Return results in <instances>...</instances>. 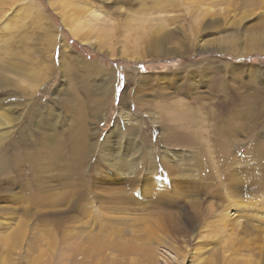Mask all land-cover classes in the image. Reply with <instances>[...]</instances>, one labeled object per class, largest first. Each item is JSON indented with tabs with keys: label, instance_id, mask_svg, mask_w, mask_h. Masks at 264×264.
Wrapping results in <instances>:
<instances>
[{
	"label": "rangeland",
	"instance_id": "rangeland-1",
	"mask_svg": "<svg viewBox=\"0 0 264 264\" xmlns=\"http://www.w3.org/2000/svg\"><path fill=\"white\" fill-rule=\"evenodd\" d=\"M212 258L264 264V0H0V264Z\"/></svg>",
	"mask_w": 264,
	"mask_h": 264
},
{
	"label": "bare ground",
	"instance_id": "bare-ground-1",
	"mask_svg": "<svg viewBox=\"0 0 264 264\" xmlns=\"http://www.w3.org/2000/svg\"><path fill=\"white\" fill-rule=\"evenodd\" d=\"M65 8V7H64ZM64 13H65V11H64ZM66 13H67V10H66ZM62 15V14H61ZM66 20H67V18H66ZM73 21V20H72ZM80 26V25H79ZM82 28V27H81ZM86 40V39H85ZM92 43H93V41H91ZM94 44H96V43H94ZM99 46V45H98ZM260 46H258V48H259ZM253 48V47H252ZM257 51H259V50H257ZM262 52V51H261ZM243 54H245V52H242V53H240V54H238V55H243ZM132 111L130 110H126V109H122V111L120 112V116L124 119V121L126 122V123H129V122H131L132 121V117H133V114L131 113ZM87 139V138H86ZM41 184V183H40ZM51 189V188H50ZM112 194V193H111ZM111 198V197H110ZM238 204V202L237 201H235V204ZM239 205V204H238ZM234 207V206H233ZM229 208H231V207H229ZM229 210V209H228ZM227 210V212H226V217H230L231 216V214L229 213V211ZM160 218V217H159ZM196 218V217H195ZM226 220V219H225ZM233 220V219H232ZM236 220H238V219H236ZM223 221H224V219H223ZM226 221H228V218H227V220ZM226 221H224V222H226ZM229 222V221H228ZM235 222H237V221H235ZM239 223H240V221H239ZM247 224V223H246ZM246 224H245V226H246ZM227 225V224H226ZM238 224H236V226H237ZM240 225V224H239ZM238 225V226H239ZM241 226V225H240ZM240 226H239V228H240ZM145 227H147V231H148V233H149V235L151 234V236L148 238V240L150 241V239H153V238H156L157 236H159V238L160 239H162V240H164V242H166L167 244H169L170 245V247L171 248H173V247H175L176 245L174 244V240L168 235V233H167V230H165V225L163 224V222H161V220L160 219H154V220H149L148 221V223H146V225H144V227H142V228H145ZM141 228V229H142ZM245 228V227H244ZM146 229V228H145ZM145 229H144V231H145ZM241 230H243V229H241ZM245 230V229H244ZM162 232L164 233L163 235H162ZM161 233V234H160ZM144 236V235H143ZM143 236L142 237H140V239L139 240H137V241H134V243L135 244H133L129 249H127V251L128 252H136L137 254H140V255H142V257L144 258V259H146V257L145 256H147L148 254H150V252L147 250V251H143L142 250V247L141 246H139V244L140 243H142L143 241L145 242V244L144 243H142V244H140V245H145L146 246V248H147V241L145 240L146 238H144V240H143ZM145 237V236H144ZM141 239L143 240L142 242H141ZM178 246V245H177ZM144 249H145V247H144ZM174 249V248H173ZM177 249H178V247H177ZM185 249H186V247H185ZM261 249V248H260ZM187 250V249H186ZM127 251H126V253H127ZM171 251H172V249H171ZM148 254H147V253ZM181 252V251H180ZM184 252H186V251H184ZM146 253V254H145ZM183 253V252H182ZM130 254V253H129ZM175 254V253H174ZM188 254V253H187ZM189 255V254H188ZM178 256V255H177ZM180 256V255H179ZM148 257V256H147ZM187 256H185V258H186ZM110 258L111 257H109V260H110ZM179 258H182V256L181 257H179ZM188 258V257H187ZM105 260V259H104ZM182 260H184V259H182ZM196 260V259H195ZM199 260V259H198ZM210 260V259H209ZM213 260V258L210 260V261H212ZM157 261V260H156ZM155 261V262H156ZM105 262V261H104ZM137 262H139V261H137ZM137 262H136V264H137ZM213 262V261H212ZM191 263V262H190ZM213 263H215V262H213ZM212 263V264H213ZM111 264V263H110ZM115 264V263H114ZM193 264V263H192ZM209 264V263H208ZM211 264V263H210ZM216 264V263H215Z\"/></svg>",
	"mask_w": 264,
	"mask_h": 264
},
{
	"label": "trees",
	"instance_id": "trees-1",
	"mask_svg": "<svg viewBox=\"0 0 264 264\" xmlns=\"http://www.w3.org/2000/svg\"><path fill=\"white\" fill-rule=\"evenodd\" d=\"M78 43V42H77ZM77 45H79V44H77Z\"/></svg>",
	"mask_w": 264,
	"mask_h": 264
}]
</instances>
